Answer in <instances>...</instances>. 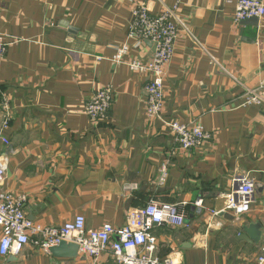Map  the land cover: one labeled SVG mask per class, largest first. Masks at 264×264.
Instances as JSON below:
<instances>
[{
	"label": "crops",
	"instance_id": "obj_1",
	"mask_svg": "<svg viewBox=\"0 0 264 264\" xmlns=\"http://www.w3.org/2000/svg\"><path fill=\"white\" fill-rule=\"evenodd\" d=\"M264 2V0H261ZM168 8L182 30L166 67L163 120L146 112L150 76L113 61L129 41L136 7ZM237 0H0L2 189L27 196V219L63 227L77 216L88 230L125 227L150 202L177 205L186 226L156 227V256L176 264H260L264 248V105L245 95L264 85V18L234 23ZM154 45L132 40L126 61L149 62ZM111 86L107 118L85 106ZM7 103V108L5 104ZM8 122L5 127L4 122ZM164 122L198 125L210 138L183 151ZM164 170L165 183L161 184ZM255 184L247 213L223 211L235 177ZM254 228V229H253ZM1 235V229H0ZM0 264H116L45 253L33 244Z\"/></svg>",
	"mask_w": 264,
	"mask_h": 264
},
{
	"label": "built area",
	"instance_id": "obj_2",
	"mask_svg": "<svg viewBox=\"0 0 264 264\" xmlns=\"http://www.w3.org/2000/svg\"><path fill=\"white\" fill-rule=\"evenodd\" d=\"M177 9L168 8L159 16H153L148 3H140L134 11V20L129 31V41L120 47L113 58L114 63H126L132 71L150 76L146 86V112L149 120H163L165 106L164 80L166 67L172 61L176 43L182 30L188 31L186 24L176 15ZM264 18V2L261 0H237L234 23L236 25L251 19ZM132 40H148L154 45L153 58L147 63L126 61ZM8 44L0 33V63L7 54ZM114 90L106 86L93 95L85 106L87 116L93 122L107 118L114 100ZM264 105V85L248 91L244 106ZM7 108V103L4 106ZM169 126L178 147L183 151L199 148L210 136L201 126L182 125L179 122H164ZM5 127L8 122H4ZM7 161L0 160V256L20 254L26 246L33 244L45 253L63 242L79 247V253L96 260L106 252L112 253L116 264H176L173 260L161 261L157 256L158 242L152 231L156 227H184L186 213L177 205L150 202L144 208L129 212L125 227L115 228L109 224L100 230H88L86 219L77 216L72 223L63 227H41L27 219L24 206L27 196H14L5 192L3 181L7 171ZM167 174L164 170L161 184ZM232 190L227 195L223 211H212V217L222 212L241 216L248 212L253 202L255 184L247 177H235ZM258 261L264 264V248Z\"/></svg>",
	"mask_w": 264,
	"mask_h": 264
},
{
	"label": "water",
	"instance_id": "obj_3",
	"mask_svg": "<svg viewBox=\"0 0 264 264\" xmlns=\"http://www.w3.org/2000/svg\"><path fill=\"white\" fill-rule=\"evenodd\" d=\"M251 20L256 21L258 19ZM51 252L61 258L76 259L79 256V247L72 243L63 242L58 247L53 248Z\"/></svg>",
	"mask_w": 264,
	"mask_h": 264
},
{
	"label": "rangeland",
	"instance_id": "obj_4",
	"mask_svg": "<svg viewBox=\"0 0 264 264\" xmlns=\"http://www.w3.org/2000/svg\"><path fill=\"white\" fill-rule=\"evenodd\" d=\"M169 123V122H168ZM167 128H169L170 129V127L169 126H167ZM171 130V129H170Z\"/></svg>",
	"mask_w": 264,
	"mask_h": 264
},
{
	"label": "trees",
	"instance_id": "obj_5",
	"mask_svg": "<svg viewBox=\"0 0 264 264\" xmlns=\"http://www.w3.org/2000/svg\"><path fill=\"white\" fill-rule=\"evenodd\" d=\"M144 208V207H143Z\"/></svg>",
	"mask_w": 264,
	"mask_h": 264
}]
</instances>
